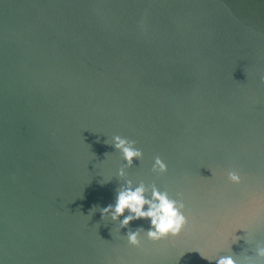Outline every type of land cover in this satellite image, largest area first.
Instances as JSON below:
<instances>
[{
    "label": "water",
    "instance_id": "water-1",
    "mask_svg": "<svg viewBox=\"0 0 264 264\" xmlns=\"http://www.w3.org/2000/svg\"><path fill=\"white\" fill-rule=\"evenodd\" d=\"M116 135L134 187L183 195L179 237L136 248L149 220L102 219ZM260 244L264 0H0V264H264Z\"/></svg>",
    "mask_w": 264,
    "mask_h": 264
},
{
    "label": "clouds",
    "instance_id": "clouds-1",
    "mask_svg": "<svg viewBox=\"0 0 264 264\" xmlns=\"http://www.w3.org/2000/svg\"><path fill=\"white\" fill-rule=\"evenodd\" d=\"M106 143L121 153L123 160L127 163L118 171V177L124 181V184L117 190L115 204L99 208L102 219L105 220L110 217L112 221L120 225V228H128L133 221L149 220L151 222L149 230L145 231L140 228L132 231L129 229L127 233L128 243L136 248L141 246L142 234H146L148 240L153 243L179 237L188 225V218L184 214L186 205L183 195L178 194L179 198L174 199L167 191L162 192L153 184L151 199H149L147 187L143 181L140 182L139 186L134 187L132 181L127 178V169L134 166L133 161L142 162L144 159L143 152L137 148L136 142L116 135L112 137L111 142L107 141ZM152 172L158 176L168 173V167L161 157L156 156L154 158ZM228 179L235 185L243 182L241 174L235 170L228 172ZM96 208L94 206L90 213H95ZM126 212L127 215H125ZM121 217H123L122 220ZM255 253L258 261H264V244L257 245ZM200 255L203 259L212 260L210 256L202 253ZM246 260L247 264H254L253 258L247 257ZM216 264H237V260L233 256H222L216 261Z\"/></svg>",
    "mask_w": 264,
    "mask_h": 264
}]
</instances>
